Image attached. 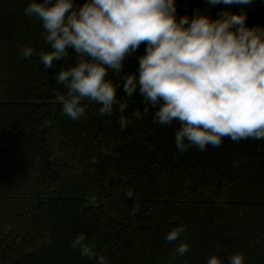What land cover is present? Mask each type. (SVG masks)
<instances>
[{
    "label": "trees",
    "instance_id": "16d2710c",
    "mask_svg": "<svg viewBox=\"0 0 264 264\" xmlns=\"http://www.w3.org/2000/svg\"><path fill=\"white\" fill-rule=\"evenodd\" d=\"M30 2L0 0V264H97L71 249L81 232L107 264H207L211 255L230 264L237 252L264 264V140L180 153L178 125L131 119L144 107L138 96L123 130L94 103L78 120L65 116L56 74L75 55L51 69L23 57L24 46L48 50L41 25L24 15ZM195 8L219 10L189 0L188 13ZM246 10L250 25L264 26V0ZM135 68V58L126 62V72ZM181 223L187 231L168 243ZM179 242L190 244L182 257Z\"/></svg>",
    "mask_w": 264,
    "mask_h": 264
},
{
    "label": "clouds",
    "instance_id": "9594fccd",
    "mask_svg": "<svg viewBox=\"0 0 264 264\" xmlns=\"http://www.w3.org/2000/svg\"><path fill=\"white\" fill-rule=\"evenodd\" d=\"M203 3L219 10L213 15L195 8L189 14V0H31L24 15L41 25L48 50L24 46L21 53L35 54L45 69L75 55L74 63L56 74L64 90L56 102L72 120L84 117L94 103L100 116L118 114L123 130L131 122L124 115L129 101L138 96L144 107L131 119L178 125L174 145L180 153L220 147L225 138L264 140V26L250 25L246 10L255 0ZM133 58L136 68L128 73L125 64ZM125 195L132 199L134 193L129 189ZM138 211L135 205L130 214ZM186 231L181 223L165 239L178 242ZM70 247L107 264L86 233ZM189 250L188 242H179L175 254ZM207 264L222 260L211 255ZM230 264H245V255L233 254Z\"/></svg>",
    "mask_w": 264,
    "mask_h": 264
},
{
    "label": "rangeland",
    "instance_id": "374dc122",
    "mask_svg": "<svg viewBox=\"0 0 264 264\" xmlns=\"http://www.w3.org/2000/svg\"><path fill=\"white\" fill-rule=\"evenodd\" d=\"M42 78H43V79H46V78H45V76H44V77H42ZM39 80H41V78H40ZM39 80H38V81H39ZM94 200H95V199H94ZM94 200H93V201H94ZM95 202H96V200H95Z\"/></svg>",
    "mask_w": 264,
    "mask_h": 264
}]
</instances>
